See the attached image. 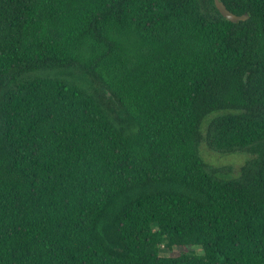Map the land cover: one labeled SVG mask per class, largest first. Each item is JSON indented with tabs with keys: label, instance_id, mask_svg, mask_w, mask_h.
I'll return each mask as SVG.
<instances>
[{
	"label": "trees",
	"instance_id": "1",
	"mask_svg": "<svg viewBox=\"0 0 264 264\" xmlns=\"http://www.w3.org/2000/svg\"><path fill=\"white\" fill-rule=\"evenodd\" d=\"M220 1L0 0V264H264V0Z\"/></svg>",
	"mask_w": 264,
	"mask_h": 264
},
{
	"label": "rangeland",
	"instance_id": "2",
	"mask_svg": "<svg viewBox=\"0 0 264 264\" xmlns=\"http://www.w3.org/2000/svg\"><path fill=\"white\" fill-rule=\"evenodd\" d=\"M126 45L128 49L132 52L134 57L136 58L142 57L143 48L140 39L132 35H129V39L126 42ZM206 128L207 125L204 128V132ZM200 153L205 163L209 167L215 169L216 171L223 172V174L220 175L222 178H232V179H237L241 177L243 167L252 158V154L249 152H238L233 154L218 153L212 150L205 141L201 145ZM226 171L228 172L225 173ZM189 251H195L197 253H201L200 249L191 250L184 248H175L173 251H168L163 248L161 254L163 257H178L181 254Z\"/></svg>",
	"mask_w": 264,
	"mask_h": 264
},
{
	"label": "water",
	"instance_id": "3",
	"mask_svg": "<svg viewBox=\"0 0 264 264\" xmlns=\"http://www.w3.org/2000/svg\"><path fill=\"white\" fill-rule=\"evenodd\" d=\"M216 6L219 12L222 14V16L228 19L229 21H231L232 23H239L241 21H247L250 17L248 14L243 15V16H238L236 14H233L227 9L225 4L222 3L220 0H216Z\"/></svg>",
	"mask_w": 264,
	"mask_h": 264
}]
</instances>
